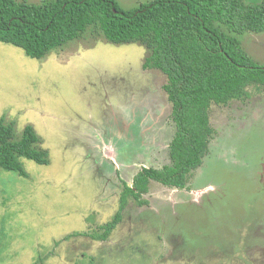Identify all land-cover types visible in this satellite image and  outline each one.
Wrapping results in <instances>:
<instances>
[{
	"label": "rangeland",
	"instance_id": "rangeland-1",
	"mask_svg": "<svg viewBox=\"0 0 264 264\" xmlns=\"http://www.w3.org/2000/svg\"><path fill=\"white\" fill-rule=\"evenodd\" d=\"M44 0H27L38 5ZM126 12L158 0H113ZM260 0H246L256 3ZM243 49L264 67V32ZM137 44L73 41L44 60L0 42V119L34 126L50 151L29 178L0 174V264H264V92L212 105L218 136L191 190L152 183L107 242L123 183L171 165L167 77Z\"/></svg>",
	"mask_w": 264,
	"mask_h": 264
},
{
	"label": "trees",
	"instance_id": "trees-1",
	"mask_svg": "<svg viewBox=\"0 0 264 264\" xmlns=\"http://www.w3.org/2000/svg\"><path fill=\"white\" fill-rule=\"evenodd\" d=\"M247 32H264V0H158L131 12L113 0H0V42L44 60L73 41L137 44L147 50L144 69L167 77L164 90L172 105L176 133L169 146L171 165L143 168L133 184L123 183L118 212L92 232L107 242L123 222L130 201L144 199L152 183L191 190L195 173L210 155L218 132L212 105L228 107L251 98L248 88L264 92V67L243 49ZM34 126L18 132L17 123L0 119V174L29 178L22 159L51 163L50 151Z\"/></svg>",
	"mask_w": 264,
	"mask_h": 264
}]
</instances>
